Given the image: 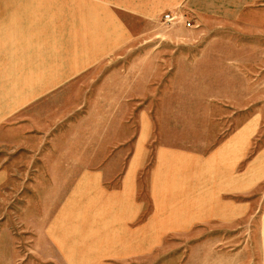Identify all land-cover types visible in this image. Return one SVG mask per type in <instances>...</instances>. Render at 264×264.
Instances as JSON below:
<instances>
[{"label":"rangeland","instance_id":"374dc122","mask_svg":"<svg viewBox=\"0 0 264 264\" xmlns=\"http://www.w3.org/2000/svg\"><path fill=\"white\" fill-rule=\"evenodd\" d=\"M72 22L66 29L61 23V0H0V264H264V0L235 19L166 11L146 22L144 35L125 41L82 35ZM144 82L146 98L138 95ZM170 82L190 93L175 91L167 104L190 112L186 103L201 102L211 113L179 114L177 123L241 122V213L191 227L171 222L157 229L160 237L147 231L139 254L126 256L115 244L114 257L125 256L91 261L87 222L75 221L73 240L50 227L58 198L75 173L120 159L139 130L154 127L158 115L141 111L153 107L150 89ZM199 87L218 100L186 98ZM154 144L152 138L149 164ZM117 173L104 183L114 187ZM148 205L131 231L151 216ZM120 231L112 229L113 240ZM61 241L86 250L65 259Z\"/></svg>","mask_w":264,"mask_h":264},{"label":"crops","instance_id":"0c3cea01","mask_svg":"<svg viewBox=\"0 0 264 264\" xmlns=\"http://www.w3.org/2000/svg\"><path fill=\"white\" fill-rule=\"evenodd\" d=\"M258 1L61 0V23L64 22L66 29L65 21H73L69 27L81 29L82 35L123 37L125 41L130 36L144 35L146 22L158 19L166 11L190 12L205 19H235L243 9ZM170 84L166 90L150 89V93L157 95L153 107L151 102V109L146 106L141 111L144 115H158L154 127L149 124V127L139 130L133 145L123 152L120 159L107 157L103 161H107V166H102L101 170L75 173L67 194L58 198V212L50 227L53 226L54 230L61 226V234L64 229L69 239L73 240L79 231L75 221L81 219L87 222L89 233L96 237L89 235L90 249L92 246L94 252L90 256L91 261L128 256L130 251L139 254L146 245L147 231L148 237L151 234L160 237L157 229L167 227L171 222V227H191L197 222L231 221L241 213V206L236 204V197L242 191L240 166L244 134L241 122L226 127L199 122L195 128L194 125L181 123V120L177 123L172 117L179 114L209 116L211 113L200 109L201 102L186 103L184 110L190 112L179 111L181 109L176 103H172L171 107L167 102L174 98L172 94L175 91H190L186 87L183 91V87L175 82ZM199 89L201 91H193V95L186 98L218 100L219 96L210 97L202 91V87ZM142 94L146 98V82L139 87L138 95ZM222 97L225 98L224 95ZM216 104L212 102L209 105L220 110L214 107ZM152 138L155 144L149 164L147 146ZM119 170L121 179L114 187L104 183L112 181ZM147 203L151 205V216L131 231L130 223L147 209ZM112 229H121L114 240ZM115 244L126 250L125 254L114 257ZM85 250L77 242L74 245L61 241L65 259L76 260L79 258L76 252Z\"/></svg>","mask_w":264,"mask_h":264},{"label":"built area","instance_id":"2783aa9c","mask_svg":"<svg viewBox=\"0 0 264 264\" xmlns=\"http://www.w3.org/2000/svg\"><path fill=\"white\" fill-rule=\"evenodd\" d=\"M164 18H165L166 20H169V19H170V16H169L168 14H166V15H164Z\"/></svg>","mask_w":264,"mask_h":264}]
</instances>
